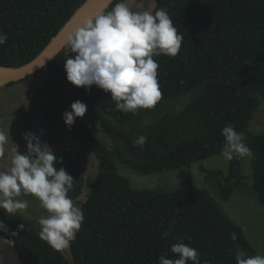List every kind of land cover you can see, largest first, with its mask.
I'll return each mask as SVG.
<instances>
[{"label": "trees", "instance_id": "1", "mask_svg": "<svg viewBox=\"0 0 264 264\" xmlns=\"http://www.w3.org/2000/svg\"><path fill=\"white\" fill-rule=\"evenodd\" d=\"M86 1L0 0V32L8 37L0 45V66L20 67L35 59ZM153 1L152 12L166 10L183 36L176 57H154L162 93L157 105L123 113L116 110L111 93L95 85L87 91L74 86L75 101L87 105L86 115L110 138L111 150L77 120L71 128L65 124L68 110L60 103L61 71L55 59L45 67V86L30 97L44 101L42 122L60 121L98 161L96 180L80 206L84 222L68 248L72 263L158 264L165 253L166 258H178L170 249L183 241L199 252L201 264H236L238 249L250 257L259 254L213 198L188 183L173 192L132 190L116 164L140 176L190 166L222 152V129L231 123L245 133L252 151V190L264 207V135L247 131L264 104V0ZM180 99L187 102L179 111L165 113L170 102ZM139 135L147 137L142 148L133 144ZM53 154L60 161L57 170L63 167L73 177L69 197L76 201L85 185L81 164L68 152ZM238 165L239 157L230 161L227 177L220 172L207 176L223 200L236 188L232 182ZM0 220V233L15 246L22 264H70L40 238L31 221L10 218L2 210ZM164 232L169 235L164 237Z\"/></svg>", "mask_w": 264, "mask_h": 264}, {"label": "clouds", "instance_id": "2", "mask_svg": "<svg viewBox=\"0 0 264 264\" xmlns=\"http://www.w3.org/2000/svg\"><path fill=\"white\" fill-rule=\"evenodd\" d=\"M8 39L0 32V45ZM183 36L178 32L168 12L162 8L154 13L133 11L128 0H118L110 11L85 19L82 26L68 36L71 53L75 57L65 60L66 79L86 91L95 85L111 93L117 111L136 114L140 109H152L161 100L158 80V56L176 57ZM87 105L77 100L71 111L63 114L65 124L71 128L77 118H83ZM224 144L221 155L232 160L252 156L244 134L231 123L222 129ZM27 153L14 151L10 166L0 170V210L17 215L29 203L23 196L36 197L48 215L38 220L40 238L56 251L71 246L84 222L82 209L69 197L73 177L63 167L51 148L32 133H26ZM8 134L0 131V157H3ZM147 137L133 139L134 146L143 147ZM23 229V225L20 226ZM168 232L163 236L167 237ZM231 239H237L235 234ZM170 251L178 258L159 257L158 264H201L199 252L179 241ZM236 264H264V256H247L238 249ZM203 264H208L205 260Z\"/></svg>", "mask_w": 264, "mask_h": 264}, {"label": "rangeland", "instance_id": "3", "mask_svg": "<svg viewBox=\"0 0 264 264\" xmlns=\"http://www.w3.org/2000/svg\"><path fill=\"white\" fill-rule=\"evenodd\" d=\"M128 4L133 11L147 10L152 12L155 8L153 0H128ZM75 55V53H71L70 45L67 44L55 58V63L61 71L59 99L61 106L66 107L68 111H71V104L75 102V99L74 85L66 79L65 60L67 58L74 59ZM47 76L48 70L43 68L21 82H15L9 86H0V131L8 134V142L4 146L5 154L0 157V170H5L10 166L16 149L20 154L27 153V142L24 136L26 133H32L42 143L47 144L52 152H68L80 162L85 185L82 188L80 197L73 201L80 207L86 200L90 186L96 180L98 161L89 148L72 139L65 132L60 121L49 125L40 120V106L44 101L31 99L30 97L45 86ZM186 102V99L174 100L167 105L164 111L165 113H176ZM76 120L86 132L104 147L108 150L112 149L110 138L96 121L86 114L83 118H77ZM247 131L253 135H264V104L254 113ZM243 134L245 137V133ZM230 161L220 153L190 166L163 171L150 176H140L119 162L116 166L118 174L127 179L132 190L173 192L188 183L209 195L218 203L223 212L243 230L247 240L258 254L264 256V207L261 206L258 197L252 190V156L239 157L237 178L232 182L236 185V188L228 200L221 199L216 193L214 180H207V176L215 172H220L224 177H227ZM20 198L28 201L29 207L26 210L19 212L17 215H10L2 211L10 218L31 221L39 234L40 225L38 220L42 216L48 215V213L42 208L39 200L24 196ZM61 253L70 264H73L68 248L62 250Z\"/></svg>", "mask_w": 264, "mask_h": 264}, {"label": "water", "instance_id": "4", "mask_svg": "<svg viewBox=\"0 0 264 264\" xmlns=\"http://www.w3.org/2000/svg\"><path fill=\"white\" fill-rule=\"evenodd\" d=\"M113 1L87 0L35 59L20 67L0 66V86L24 80L47 67L68 44V36L76 28L82 26L85 19L93 18L97 14L106 11ZM0 228L1 230L4 228V223L1 220ZM0 248L5 253L9 264H22L19 252L2 233H0Z\"/></svg>", "mask_w": 264, "mask_h": 264}, {"label": "bare ground", "instance_id": "5", "mask_svg": "<svg viewBox=\"0 0 264 264\" xmlns=\"http://www.w3.org/2000/svg\"><path fill=\"white\" fill-rule=\"evenodd\" d=\"M0 263L1 264H9L7 257L1 248H0Z\"/></svg>", "mask_w": 264, "mask_h": 264}, {"label": "crops", "instance_id": "6", "mask_svg": "<svg viewBox=\"0 0 264 264\" xmlns=\"http://www.w3.org/2000/svg\"><path fill=\"white\" fill-rule=\"evenodd\" d=\"M54 153V152H53ZM72 157H73V155H72ZM74 158V157H73Z\"/></svg>", "mask_w": 264, "mask_h": 264}]
</instances>
